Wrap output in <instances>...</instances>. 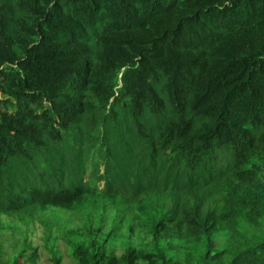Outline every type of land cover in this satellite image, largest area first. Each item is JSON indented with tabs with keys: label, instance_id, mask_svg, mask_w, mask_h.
<instances>
[{
	"label": "trees",
	"instance_id": "obj_1",
	"mask_svg": "<svg viewBox=\"0 0 264 264\" xmlns=\"http://www.w3.org/2000/svg\"><path fill=\"white\" fill-rule=\"evenodd\" d=\"M89 1L0 0V92L17 99L24 116L16 125L13 121L0 123L1 154L18 150L16 153L25 157L26 166L34 171L37 146L48 139H60L61 129H82L84 121L90 119L89 113L103 110L102 106L115 94L119 70L124 65L128 68L122 76L121 96L123 91L128 99L151 96L155 80L173 86L171 97L161 98L152 109H142L144 117L138 121V129L144 144L140 147L139 141V145L132 146L140 168L152 152L181 147L184 134L180 124L194 112L212 108L215 120L211 127L223 132L263 106L264 102L256 99H262L264 94L254 87L247 73L256 65H247L251 60L249 51L264 42V29H255L264 17V0H197L182 5L162 19L158 27L149 30L144 46L120 56L122 60L109 63L100 72L79 61L89 49L85 40L89 22L84 13ZM96 1L101 3L102 15L113 16L108 7L112 0ZM226 1L229 4L225 10L235 11L236 26L194 22L191 25L204 32L202 42L193 35L197 47L183 51L181 48L191 43L187 39L177 50L172 43L170 50H166L167 57L158 56L157 48L167 45L158 39L161 29L164 38L190 30L191 25L184 27L187 18L191 17L192 22L204 7ZM247 1L255 3L247 6ZM137 56L140 60H134ZM240 56V66L233 71L229 66ZM2 102L11 106V100ZM40 106L45 108L43 114L37 113ZM19 110L20 106L17 113ZM55 118L60 120V127L55 125ZM108 126L114 127L109 121ZM18 137L26 142L22 148ZM181 155L187 167L179 175ZM196 160L190 161L187 151L181 150L170 168H164L160 161L149 163L153 168L169 171V188L175 189L179 180L190 175ZM233 173L223 174L217 189L235 181L237 176ZM156 177L162 180L160 189H164L166 177L149 174L150 180ZM133 183L128 180L125 188L116 193L102 190L91 198L94 207L83 201L86 195L82 189L63 195L46 194L38 205L27 207L34 218L21 224V235L15 234L20 224L17 212L26 211L27 202L12 204L14 195L9 196L10 204L4 208L0 205V218L3 214L14 216H10L13 219L9 225L0 222V229L12 227V236L0 240V264H41V244L33 239L39 233L44 249L51 255L49 264H67V257L71 264H264V206L259 195L250 200L259 211L258 219L252 222L254 231L250 232V239L223 258L211 247L212 237L199 208L189 204L183 210L177 203L176 211L170 207L163 212L159 203L166 197L164 193ZM112 207L116 213L110 211ZM122 209L131 214L120 215ZM220 209L223 217L234 216L228 212V203ZM175 218L178 223L170 224ZM225 218L222 219L229 229L231 221ZM246 218L252 221L251 215ZM237 239L241 240L239 235Z\"/></svg>",
	"mask_w": 264,
	"mask_h": 264
},
{
	"label": "clouds",
	"instance_id": "obj_2",
	"mask_svg": "<svg viewBox=\"0 0 264 264\" xmlns=\"http://www.w3.org/2000/svg\"><path fill=\"white\" fill-rule=\"evenodd\" d=\"M197 3V0H112L108 5L109 10L114 14L111 17L102 15L100 1L91 0L86 2L84 13L87 15L89 26L86 30V37L89 49L84 51L79 61L86 67L95 71H102L109 63L122 60L120 56L136 52L140 47L144 46L148 40L149 30L155 29L160 25V21L165 19L170 13L178 7ZM255 2L247 1V6ZM212 6L204 7L199 14L195 15L194 21L190 22V18L184 21V27L194 22L205 23L208 26L231 25L236 26L235 11L225 10L229 1L220 4L219 2L211 3ZM156 16L155 18H152ZM193 17V16H192ZM256 30L264 29V17L255 25ZM234 32V30H231ZM164 30H160L158 39L167 43L165 47H158L156 53L161 58L168 55L166 50H170V46L174 43V49H180L181 42L190 40V45L181 48L183 51H190L191 47H197L194 43L193 35L202 42L204 32L199 31L193 25L190 30L184 29L183 33H173L164 38ZM251 60L247 67L254 63L256 66L247 69L249 78L252 80L254 87L260 88L264 94V42L255 50L249 51ZM165 57V58H166ZM137 56L134 60H140ZM241 56L235 58L230 68L234 71L240 66ZM128 67L122 66L119 70L118 82L115 86V94L108 99L106 105L102 106L103 110L97 109L91 114L89 113V121L96 117L103 118L105 124L97 127H87L75 129L67 127L61 129L60 139H48L44 143L37 146L38 150L44 157L38 158L36 169L30 171L27 168L30 177L36 179L35 183H29L16 188L14 185L5 187L0 181V205L4 208L6 204H20L27 202L24 208L33 204L38 205L44 195H63L65 192H74L78 189L83 190L86 197L84 202H88L92 207L94 203L91 198L102 190L108 189L110 192L115 190L111 184L104 178H99L94 185L89 184L90 176L82 177L77 181L71 175L69 177L59 174V170L70 166V162L60 154L54 158L49 157L46 150L51 148V144H61L69 139L71 133L77 130L76 140L84 142H97L106 150V153L112 155L113 148L110 147L112 140L107 135L108 121L114 125V129L121 136L128 131L133 139L140 141V147L144 144L142 133L138 129V121L143 118L142 109H152L155 102L161 98H169L172 95L173 86L166 81H153L151 96L138 95L136 98L128 99L124 91L121 96L120 91L124 88L122 81L123 73ZM138 94V93H137ZM11 100V106H6L2 101ZM264 102L262 99H256ZM15 98L3 96L0 92V123L6 124L13 121L16 125L24 118L21 104L17 105ZM20 106V110H17ZM45 108L40 106L37 113H44ZM213 109L208 107L202 112H194V115L188 116V119L180 124V131L184 134L181 141V147L176 146L167 152H152L147 161H160L164 168H170L174 165L175 155L182 151H187V158L192 161L197 159L192 166L190 175L186 180L181 179L178 182L177 196L172 195L169 188V178L167 173L161 171L158 166H154V175L166 177L167 185L164 189H160L163 182L158 185L153 184L149 176L140 177V184L148 188H154L159 193H164L166 197L159 203L163 212L168 207L175 210V204H179L184 210L187 205L199 208L205 219V225L212 237L211 247L216 253L225 254L237 251L244 240L250 239L249 234L253 230L252 222L254 218L259 216V211L251 202L253 196H260V200L264 206V151H257L256 148H264V104L261 108L255 110L253 115L247 113L246 118L228 126L226 131L214 130L211 123L215 120L213 117ZM184 115H186V110ZM52 120V118H51ZM55 125L59 126V119L55 118ZM88 121V122H89ZM86 122L84 121V124ZM110 128L109 129H113ZM16 133L15 130L11 131ZM140 133V139L138 134ZM80 134V135H79ZM19 138V137H18ZM21 148L25 146V141L19 138ZM122 140L121 138L119 141ZM18 150L1 154L0 152V171L3 167L8 166L11 162L19 160L25 162V157L17 154ZM179 175L186 170V162L183 155L178 158ZM234 171L237 176L235 181H229L228 185L217 189V184H221L223 174ZM98 174L104 176L106 170L98 169ZM243 178L240 179V175ZM140 186V185H139ZM200 187H202L200 189ZM76 188V189H75ZM31 193V197L29 194ZM14 195L11 200L9 196ZM11 200V202H5ZM171 200L173 204H169ZM223 203L229 204V213L234 215L230 218L222 216L223 211L220 209ZM189 207V208H190ZM249 208V209H248ZM187 210V209H186ZM173 213V212H171ZM170 213V214H171ZM176 214V212H175ZM174 214V216H175ZM239 214L241 217L238 218ZM251 215L252 221L247 220V216ZM231 221V228L226 227V221ZM258 219V218H257ZM170 224L178 223V218L169 221ZM168 224V223H167ZM260 225V224H259ZM264 225V222H263ZM240 236L241 240L237 239Z\"/></svg>",
	"mask_w": 264,
	"mask_h": 264
},
{
	"label": "rangeland",
	"instance_id": "obj_3",
	"mask_svg": "<svg viewBox=\"0 0 264 264\" xmlns=\"http://www.w3.org/2000/svg\"><path fill=\"white\" fill-rule=\"evenodd\" d=\"M105 124V120L103 118L96 117V119L91 120L81 127H97ZM77 132V130H76ZM75 130L69 136V139L61 144H51V148L46 150V153L49 157L56 158L59 154L60 156H64L70 162V166L59 170V174L69 177L73 176L75 180L79 181L82 177L90 176L89 184L94 185L99 178H104L111 184L116 192H119V188H125L124 184L128 180L134 182L133 184L140 185V177H147L149 174H154L155 170L153 166L146 160L142 167L138 165V158L135 152L132 151L133 145H139V143L133 139V136L128 132H124L121 136L119 133L115 131V129H109L107 127V135L112 140L110 147L113 148L114 152L112 155L106 153V150L103 149L99 143L97 142H84L80 140H76ZM122 139L119 141V139ZM140 146V145H139ZM44 156L36 153V158H43ZM148 162V163H147ZM25 162H20L19 160L11 162L8 166H5L0 171V181L4 184L5 187L10 185L16 186L19 188L20 186H24L29 183H35L36 179L29 176L27 168L24 167ZM106 170V174L104 176H100L98 174V169ZM161 183L160 179H154L153 184L158 185ZM128 185V184H127ZM172 195L177 196V189H171ZM118 203L120 202L121 195H119ZM5 202L8 200L4 199ZM169 204H173L171 200L168 201ZM168 207L167 209H169ZM111 212L116 213V209L112 207L110 209ZM120 215L122 214H131L130 211L122 209L118 212ZM18 215V229H16L15 234L21 235L22 229L21 224L24 221L31 222L33 220L32 214L27 211L19 210L17 212ZM10 216H14L13 214H3L0 218V222L9 225L11 221ZM12 227H8L6 230L0 229V240H6L7 237L12 236V232L10 231ZM40 235H36L33 239L38 244H41L40 252L41 255V264H49L51 255L47 250L44 249L43 244L40 240ZM64 241L61 240L62 249L65 250L63 246ZM50 256V257H49ZM67 264H71L69 258H66Z\"/></svg>",
	"mask_w": 264,
	"mask_h": 264
}]
</instances>
